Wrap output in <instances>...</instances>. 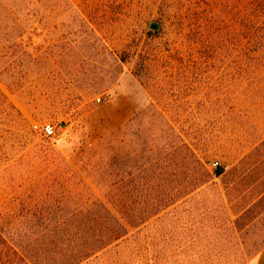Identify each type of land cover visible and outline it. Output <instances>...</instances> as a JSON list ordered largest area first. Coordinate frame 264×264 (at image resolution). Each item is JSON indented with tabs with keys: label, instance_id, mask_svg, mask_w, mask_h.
<instances>
[{
	"label": "rangeland",
	"instance_id": "1",
	"mask_svg": "<svg viewBox=\"0 0 264 264\" xmlns=\"http://www.w3.org/2000/svg\"><path fill=\"white\" fill-rule=\"evenodd\" d=\"M160 2H63L64 8L79 11L87 26L73 24L70 16L69 27L63 28L59 8L37 15L38 29L21 38L23 50L34 42V58L29 61L24 53L17 71H6L0 80L8 98L0 95V211L16 213L22 225L33 226L37 220L21 217L29 208L69 209L56 199L66 201L83 190L86 180L72 172L69 162L137 114L163 112L178 116L184 142L209 169L214 161L223 169L216 185L192 200L191 212V205L182 206L179 255L207 257L213 264H253L264 246V80L242 79L223 57L198 62L200 45L193 44L191 53L187 39L160 29ZM228 17L218 16L219 31L233 25L240 31L242 22ZM89 28L113 57H104ZM174 44L178 61L157 60L136 70L137 53L166 55ZM13 73L23 84L20 92L6 85ZM101 84L109 88L88 94V88ZM163 89L168 102L161 105L156 98ZM46 124L52 134L44 132ZM191 232L196 235L193 248Z\"/></svg>",
	"mask_w": 264,
	"mask_h": 264
},
{
	"label": "trees",
	"instance_id": "2",
	"mask_svg": "<svg viewBox=\"0 0 264 264\" xmlns=\"http://www.w3.org/2000/svg\"><path fill=\"white\" fill-rule=\"evenodd\" d=\"M66 1L0 0L1 81L6 71H17L24 53L29 61L34 58V42L29 41L23 50L21 38H30L38 29L37 15H49L59 8L63 28L69 27L65 22L70 16L73 24L87 26L79 11L64 8ZM158 8L161 30L187 39L191 53L193 44L203 48L198 62H220L223 57L242 79L264 80V26H256L264 22V0L219 4L211 0H161ZM219 15L242 22L240 31L235 25L219 31L221 27L215 23ZM89 32L100 43L104 57H113L94 29L89 28ZM178 51L175 44L166 55L152 52L147 56L141 51L135 68L162 59L176 62ZM6 85L15 92L23 87L17 73ZM108 88L101 84L87 92L94 95ZM164 90L156 98L161 105L168 102ZM0 95L8 99L1 89ZM149 104L156 105L153 101ZM69 163L74 174H83L86 179L81 181L83 190L73 192L66 201L56 199L58 204L71 205L69 209L29 208L21 217L37 220L33 226L22 225L16 213L0 211V264L214 263L207 257L179 255V236L185 225L180 221L182 206L191 205V212L192 200L216 185L223 169L219 165L209 169L199 153L184 142L178 116L139 113ZM192 228L191 222L188 229ZM195 237L191 232L188 241L192 248Z\"/></svg>",
	"mask_w": 264,
	"mask_h": 264
},
{
	"label": "crops",
	"instance_id": "3",
	"mask_svg": "<svg viewBox=\"0 0 264 264\" xmlns=\"http://www.w3.org/2000/svg\"><path fill=\"white\" fill-rule=\"evenodd\" d=\"M253 264H264V246L258 252L257 256L255 257Z\"/></svg>",
	"mask_w": 264,
	"mask_h": 264
},
{
	"label": "built area",
	"instance_id": "4",
	"mask_svg": "<svg viewBox=\"0 0 264 264\" xmlns=\"http://www.w3.org/2000/svg\"><path fill=\"white\" fill-rule=\"evenodd\" d=\"M43 130L47 134H52L53 133V129H52V127L49 124H46L43 127ZM210 165H211V168H216L219 164H218V162L214 161Z\"/></svg>",
	"mask_w": 264,
	"mask_h": 264
}]
</instances>
